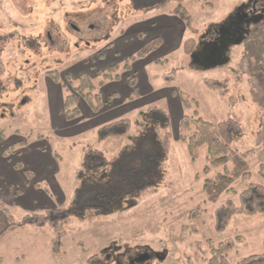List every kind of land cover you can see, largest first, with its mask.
Returning <instances> with one entry per match:
<instances>
[{
    "label": "rangeland",
    "instance_id": "obj_1",
    "mask_svg": "<svg viewBox=\"0 0 264 264\" xmlns=\"http://www.w3.org/2000/svg\"><path fill=\"white\" fill-rule=\"evenodd\" d=\"M162 1L0 0V130L13 141L17 136L23 140L44 136L59 162L53 186L48 185L55 196L51 198L55 208L68 206L74 193L91 187L93 179L110 183L107 167L98 171L90 168L100 164V158L92 160L90 150L102 152L107 162L120 156L118 167H128L130 160L145 166L149 164L146 134L151 132L147 126L162 117L159 110L165 112L171 132L166 162L154 161L156 174L150 179L157 185L156 192L139 198L122 195L108 212L100 208L103 214L93 221L72 217L59 253L50 248V228L26 226L8 231L0 236V264H185L187 256L204 264L209 239L217 243L238 236L241 240L228 252L229 263L264 253V213L236 214L221 232L213 227L216 207L227 199L236 202L237 193L250 183L264 185L259 174V166L264 165V21L249 25L240 42L227 46L219 63L201 65L193 58L195 50L187 55L180 46L162 63L156 62L158 53L154 50L141 72L132 66L142 58L130 62L129 71L124 70L121 66L137 50L122 49L121 44L116 49L115 44L126 28L140 20L151 22L144 19L156 14L149 8ZM209 1L212 4L204 6L197 0H182L196 32H181V44L190 36L197 44L211 25L224 21L247 0ZM175 3L168 0L161 10L170 11ZM112 64L120 66L119 79L107 81L95 91L116 92L117 100L111 103L116 113L113 119L129 118V133L122 138H99L96 128L105 121L102 115L97 119L98 114L85 117L81 99L76 102L80 121L65 127L66 120L57 126L55 122L64 112L63 100L72 91L65 75L75 85L78 74L85 72L97 84L101 80L98 72ZM55 74L58 83L52 79ZM129 76L134 77L135 91L138 79L148 83L137 103L135 95L129 97ZM209 79H226L228 94L221 97L208 89L204 81ZM161 89L172 91V96L168 92L154 95ZM180 94L187 97V103ZM232 113L240 117L245 133L231 144L224 162L230 179L216 177L223 172V165L202 175L205 147L198 148L195 160H191L178 139L179 120L187 115L216 123ZM118 167L115 169L122 171ZM198 173L200 178L196 179ZM243 173L248 175L243 178ZM150 179L147 184L152 183ZM206 179L209 186L205 189ZM106 191L108 196L114 193ZM4 204L15 219L25 214L21 207ZM196 206L203 210L201 215L188 219ZM9 217L5 215L4 220L0 214V231ZM196 243H200V250ZM88 255L94 256L91 263L86 262Z\"/></svg>",
    "mask_w": 264,
    "mask_h": 264
},
{
    "label": "trees",
    "instance_id": "obj_2",
    "mask_svg": "<svg viewBox=\"0 0 264 264\" xmlns=\"http://www.w3.org/2000/svg\"><path fill=\"white\" fill-rule=\"evenodd\" d=\"M176 3L173 8L170 9V13L175 15L183 24L186 30L194 34L196 29L193 27V21L188 10L183 6L182 0H175ZM202 5H211L209 0H197ZM168 0L162 1L159 6L151 8H164ZM161 44V39L155 36L147 40L141 47L136 51L134 55H130L121 66L124 70L129 71V63L138 59L144 58L150 52L156 50ZM195 47V38L190 36L186 38L182 43L183 52L190 55ZM166 59H157V63H162ZM120 66L112 64L107 70L98 72L101 76V80L94 84L92 78L85 72L78 74L76 78V84H72L71 79L68 75H65V80L71 86V93L67 94L63 100V117L67 121L74 120L80 116V111L76 106L78 99L84 101L89 109L93 113H97L105 103L100 88L107 81H116L119 79L118 69ZM54 82L58 83L57 74L52 75ZM128 84L131 87L130 99L136 96L135 91V80L133 76L128 77ZM205 86L211 89L221 97H225L228 94L227 80L209 79L204 81ZM115 95H110L107 100H110ZM182 97L183 103H187V97ZM151 110L149 109L148 112ZM159 113L162 117L154 120L151 126H147L151 130L146 135V159L149 164L143 165L137 163L135 160H130V165L124 167L116 166L122 159L120 156L112 158L109 162L106 161L102 156V152L90 153L94 155L92 160L100 158V164L90 168L95 170H101L107 167L106 173L111 176L110 183L100 182L99 179H93L91 182L94 184L89 187H81L74 193L68 206H59L56 208L46 209L40 212H29L23 214L19 219H15L11 216L10 210L5 206L4 202H0V214L5 220V215L10 216L8 222L0 231V236L8 231H13L18 228H24L26 226L32 228H50L52 231V237L50 239V248L53 253H59L62 250V240L66 235V227L70 224L72 217L79 216L84 220L93 221L98 219L103 214L101 209L110 210V206L117 202L120 197L128 196L131 198H139L142 195L153 193L157 191V185L153 183L152 178L155 172L154 163L156 159H160L162 164L166 162L168 150L170 147L171 132L169 131V120L164 111ZM131 128V121L127 117L112 119L107 121L96 128V134L101 139L107 138H122L125 137ZM245 133V129L242 126L240 117L235 114H229L225 119L212 123L208 122L201 117L183 115L179 120L178 125V139L185 144L188 154L191 160H195L197 149L205 147V160L206 164L201 170L202 175H207L212 168L223 165V172L217 174V178L228 177V169L224 162L227 158V153L230 149L231 144L234 141H238ZM0 136L4 137V132L0 130ZM41 135H37L36 139H41ZM27 139L20 140L13 144L10 148L4 150L3 155L8 156L12 153L15 147H22L26 145ZM132 151H136L134 149ZM56 157V156H55ZM91 160V161H92ZM89 166V164L87 165ZM118 167L121 170H116ZM15 168H21L19 164L15 165ZM117 173V181L114 182L116 190L114 191L112 180L115 178ZM27 179H31L32 176L29 172H24ZM259 174L264 180V165L259 166ZM248 174L243 173V178ZM196 179L200 178V173L196 174ZM152 183L147 184L148 180ZM119 184V189L117 186ZM36 185V184H35ZM40 187V185H36ZM137 186L135 189L134 187ZM209 186L208 180H204L203 187L206 189ZM46 192L49 190L44 186ZM106 189H111L112 193L106 195ZM126 192H123L125 191ZM123 193V194H122ZM235 193V192H234ZM87 195V196H86ZM117 195V196H116ZM203 210L200 206H196L191 209L188 213V219L194 220L201 215ZM264 213V185L260 183H250L243 190L237 193V200L234 202L231 199H227L221 205L215 208L213 211V227L217 232L223 231L230 222V219L236 214H258ZM241 238L238 236L234 239H226L217 243H214L209 239V251L204 253V264H231L228 261V252L233 249L236 241H240ZM264 242V240H263ZM196 247L200 250V243H196ZM82 249V248H81ZM86 253V249H82ZM94 260L93 255L86 257V262L91 263ZM185 264H196L191 257L187 256ZM233 264H264V253L263 254H251Z\"/></svg>",
    "mask_w": 264,
    "mask_h": 264
},
{
    "label": "crops",
    "instance_id": "obj_3",
    "mask_svg": "<svg viewBox=\"0 0 264 264\" xmlns=\"http://www.w3.org/2000/svg\"><path fill=\"white\" fill-rule=\"evenodd\" d=\"M161 9L164 8H153L152 11H154L153 13L156 14L152 18H144L149 19L151 22L140 20L141 22L138 21L128 29L126 28L120 36L121 39L119 43L115 44L114 47L116 49H120L118 46L121 44L122 49H129V51L134 49L138 50L146 42V39L149 40L155 36H158L161 39V44L156 49L159 59H166L170 52L175 49H179L180 46H182L181 32L186 30V28L175 15L170 13V11L165 12ZM155 52H150L138 62L133 63L132 69L135 68L137 71L141 72L146 60L152 55L151 53ZM147 84V82L140 83V79L137 80V99L135 102L140 101L145 95ZM154 92V95L156 96H165L167 92L168 96H172V91L169 92V90L167 91L161 89L160 91ZM115 93L116 92L114 90L112 91L109 89L106 92L101 91L105 103L97 113H93L87 104L81 100V108L86 114L85 117H93V115L98 114L100 116H98L97 119L101 118L102 115L101 120H104L105 122L115 118V107L112 108L113 104L111 103H115L114 101L117 100L115 99L116 95L110 100H107L111 94ZM127 93V96H129V89ZM133 101L134 100L130 101V103ZM102 112L104 113L101 114ZM62 121L66 123V119L63 116H58V119L55 123L57 126H60ZM78 121H80L79 118L69 121L72 122L70 124H68L67 121V125H65V127L68 125L72 126L73 124L78 123ZM91 124L93 123H87L86 125L90 126ZM66 132L69 133L68 131ZM41 136V139H30L27 140L26 145L22 147H15L14 151L8 154V156L3 155L4 150L10 148L13 144L23 139L17 136L18 138L13 141L12 138L7 137V135L4 137L0 136V201L10 203L14 207H21L25 213L40 212L46 209L55 208V203L51 201V198L54 199L55 196L53 192H51L50 188L53 186L52 182L55 180L54 174L59 172V162L54 156V153L49 147L48 143L43 140L44 136ZM16 164H19L21 168H15ZM24 172H29L32 178L27 179ZM35 184L40 185V187H37ZM48 185H50V188ZM44 186L49 190L48 192L45 191ZM59 198L56 199L59 200Z\"/></svg>",
    "mask_w": 264,
    "mask_h": 264
},
{
    "label": "flooded vegetation",
    "instance_id": "obj_4",
    "mask_svg": "<svg viewBox=\"0 0 264 264\" xmlns=\"http://www.w3.org/2000/svg\"><path fill=\"white\" fill-rule=\"evenodd\" d=\"M264 21V0H247L241 3L226 19L211 25L194 47V58L201 65L223 61L227 46L243 37L251 24Z\"/></svg>",
    "mask_w": 264,
    "mask_h": 264
},
{
    "label": "water",
    "instance_id": "obj_5",
    "mask_svg": "<svg viewBox=\"0 0 264 264\" xmlns=\"http://www.w3.org/2000/svg\"><path fill=\"white\" fill-rule=\"evenodd\" d=\"M242 40V37H238V39L235 41V43H237V42H240ZM193 58H194V55H193ZM194 60H195V58H194ZM195 62H197L196 60H195ZM219 62H221V61H219V60H216L215 62H213V63H219ZM200 64V63H199Z\"/></svg>",
    "mask_w": 264,
    "mask_h": 264
}]
</instances>
